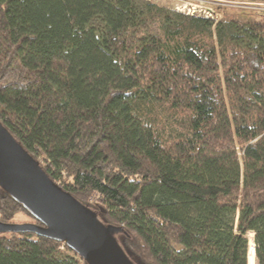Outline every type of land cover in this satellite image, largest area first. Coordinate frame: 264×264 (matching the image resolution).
I'll list each match as a JSON object with an SVG mask.
<instances>
[{
	"label": "trees",
	"instance_id": "1",
	"mask_svg": "<svg viewBox=\"0 0 264 264\" xmlns=\"http://www.w3.org/2000/svg\"><path fill=\"white\" fill-rule=\"evenodd\" d=\"M0 121L141 264H249L250 232L264 264V12L0 0ZM0 264L87 263L5 232Z\"/></svg>",
	"mask_w": 264,
	"mask_h": 264
},
{
	"label": "water",
	"instance_id": "2",
	"mask_svg": "<svg viewBox=\"0 0 264 264\" xmlns=\"http://www.w3.org/2000/svg\"><path fill=\"white\" fill-rule=\"evenodd\" d=\"M0 190L38 221H0V234L31 232L56 239L73 249L87 264H135L117 236L124 231L123 226L103 221L97 211L57 184L2 121Z\"/></svg>",
	"mask_w": 264,
	"mask_h": 264
},
{
	"label": "built area",
	"instance_id": "3",
	"mask_svg": "<svg viewBox=\"0 0 264 264\" xmlns=\"http://www.w3.org/2000/svg\"><path fill=\"white\" fill-rule=\"evenodd\" d=\"M154 1V0H152ZM172 5V9L179 13H185L187 15H197L200 17L209 18L211 20H217L216 10H213L214 4L224 5V4H234V6L246 8L242 10H253L255 12H264V2H241V1H230V0H169ZM155 2V1H154ZM241 9V8H240ZM254 246V245H253Z\"/></svg>",
	"mask_w": 264,
	"mask_h": 264
},
{
	"label": "rangeland",
	"instance_id": "4",
	"mask_svg": "<svg viewBox=\"0 0 264 264\" xmlns=\"http://www.w3.org/2000/svg\"><path fill=\"white\" fill-rule=\"evenodd\" d=\"M156 3H159V4H163V5H165V6H167L168 8H170L171 9V7H172V5H174L173 3H171L169 0H154ZM230 1H235V0H230ZM240 8L241 9H246V8H244V7H242V5H240V7H238V6H234V4H224V5H216V4H214V6H213V10H216V12H217V16H215L216 17V19L218 20V19H221L222 18V16L227 12V11H229V10H240ZM15 223L17 222V223H27V222H33L32 221V218L31 217H29V216H27V217H25V216H17L16 217V219H15V221H14ZM247 238H248V241H249V243H248V249L252 246V243L254 244V240H253V233L252 232H250L248 235H247ZM253 247V246H252ZM248 249H247V251H248ZM132 257V260L134 261V263L135 264H141L140 262H139V260H137L135 257H133V256H131ZM250 264V263H249ZM253 264H256L255 262L253 263Z\"/></svg>",
	"mask_w": 264,
	"mask_h": 264
},
{
	"label": "bare ground",
	"instance_id": "5",
	"mask_svg": "<svg viewBox=\"0 0 264 264\" xmlns=\"http://www.w3.org/2000/svg\"><path fill=\"white\" fill-rule=\"evenodd\" d=\"M254 249L253 247L251 246L249 249H248V263L250 264H253V257H254Z\"/></svg>",
	"mask_w": 264,
	"mask_h": 264
},
{
	"label": "flooded vegetation",
	"instance_id": "6",
	"mask_svg": "<svg viewBox=\"0 0 264 264\" xmlns=\"http://www.w3.org/2000/svg\"><path fill=\"white\" fill-rule=\"evenodd\" d=\"M15 223V222H14ZM4 234V233H3Z\"/></svg>",
	"mask_w": 264,
	"mask_h": 264
}]
</instances>
